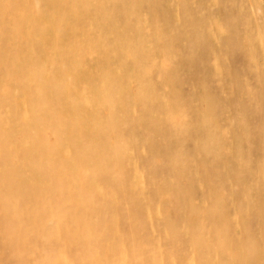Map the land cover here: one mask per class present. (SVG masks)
I'll return each mask as SVG.
<instances>
[{"label":"rangeland","instance_id":"1","mask_svg":"<svg viewBox=\"0 0 264 264\" xmlns=\"http://www.w3.org/2000/svg\"><path fill=\"white\" fill-rule=\"evenodd\" d=\"M126 1L136 5L135 12L126 14L122 0H98L85 7L74 0H12L15 7L11 9L6 6L8 0H0V70L15 59L16 77L24 76L25 70L59 75L66 87H61L64 92L59 102L49 103L50 110L66 118L83 112L71 118L72 124L79 121L76 141L80 149H66L64 156L73 162L74 172L68 170L71 177L65 182L70 186L80 177L89 187L88 210L93 204L98 209L91 213L104 210L101 217L109 225L98 236L101 249L97 256L82 253L73 257L71 253L85 239L70 230L62 232L60 247L69 253V264H264V0ZM20 9L30 25L40 18V37L16 31L9 24V17ZM50 11L66 13L67 20L77 21L79 36L71 35L73 27L68 26L60 40H54ZM105 35L114 36L110 49L100 54L98 47L83 52L80 43L92 38L99 46L97 40H104ZM135 35L142 42L134 40ZM123 43L134 46V59L126 57ZM3 73L0 91L8 87L1 80ZM105 78L116 86L99 88ZM12 93L18 102L16 112L29 123L24 102L28 95L18 87ZM67 96L76 102H66ZM0 107V121H13L9 99ZM178 118L183 127L175 125ZM115 145L119 159L114 156ZM24 146L26 151L28 143ZM33 175L39 174H28L29 179ZM42 175V191L57 206L65 189L53 176ZM77 211L70 210L64 218ZM67 224L75 228L69 219ZM27 231L29 244L38 239L30 224ZM107 233L112 239L108 240ZM131 233L135 246L129 239ZM199 238L202 249L196 247ZM41 244L37 242L34 252L26 251L19 264H38ZM3 263L11 262L0 259Z\"/></svg>","mask_w":264,"mask_h":264},{"label":"bare ground","instance_id":"2","mask_svg":"<svg viewBox=\"0 0 264 264\" xmlns=\"http://www.w3.org/2000/svg\"><path fill=\"white\" fill-rule=\"evenodd\" d=\"M47 1V0H46ZM50 1V0H49ZM60 1V0H59ZM65 1V0H64ZM75 3H78L82 7L86 5L96 4L98 0H74ZM135 1V0H134ZM160 1V0H159ZM183 1V0H182ZM181 1V2H182ZM252 1V0H251ZM35 2V1H34ZM63 2V1H61ZM102 2V1H101ZM108 2V0H107ZM131 2V1H130ZM171 2V1H170ZM223 2V1H222ZM113 3V2H112ZM140 3V2H138ZM159 3V2H158ZM161 3V2H160ZM52 4V3H51ZM77 4V6H78ZM100 4V3H99ZM102 4V3H101ZM114 4V3H113ZM116 4V3H115ZM122 7L124 8L126 14H129L131 11L135 12V4L131 5L126 1L125 3L122 0ZM155 4V3H154ZM171 4V3H170ZM169 4V5H170ZM183 4V3H182ZM193 4V3H192ZM61 5V4H60ZM59 5V6H60ZM140 5V4H139ZM145 5V3H144ZM158 5V4H157ZM156 5V6H157ZM225 5V4H224ZM223 5V6H224ZM254 5V4H252ZM9 9L14 8L12 0H8L7 5ZM51 6V5H50ZM56 6V5H55ZM110 6V5H109ZM132 6V7H131ZM143 6V5H141ZM149 6V5H148ZM255 6V5H254ZM53 7V6H51ZM61 7V6H60ZM113 7V6H112ZM121 7V8H122ZM154 7V6H153ZM159 7V6H158ZM69 8V7H68ZM114 8V7H113ZM135 8V9H134ZM184 8V7H183ZM62 9V8H61ZM80 9V8H79ZM107 9V8H106ZM141 9V8H140ZM160 9V8H158ZM157 9V10H158ZM215 9V8H214ZM225 9V8H224ZM81 10V9H80ZM95 10V9H93ZM120 10V9H119ZM123 10V9H122ZM139 10V9H138ZM196 10V9H195ZM222 10V9H221ZM253 10V9H252ZM45 11V10H44ZM61 11V10H60ZM70 11V10H69ZM142 11V10H141ZM146 12L148 10H145ZM171 11V10H170ZM224 11V10H223ZM51 12V11H50ZM67 12V11H66ZM81 12V11H80ZM101 12V11H100ZM153 13V11H149ZM196 12V11H195ZM202 12V11H201ZM214 12V11H213ZM221 12V11H220ZM251 12V11H250ZM40 17L42 14L40 9L38 11ZM54 20V40L58 42L60 40L63 33L66 31L68 26H72L73 30H70L71 35L74 37L79 36V23L77 21L67 20L66 13H56L51 12ZM78 13V12H77ZM98 13V11H97ZM123 13V12H122ZM157 13V12H156ZM155 13V14H156ZM162 13V12H161ZM160 13V14H161ZM235 13V12H234ZM88 14V13H87ZM90 14V13H89ZM94 14V13H93ZM124 13V15L126 16ZM134 14V13H133ZM140 14V13H139ZM154 14V15H155ZM173 14V13H172ZM198 14V13H197ZM201 14V13H200ZM226 14V13H225ZM251 14V13H250ZM256 14V13H255ZM254 14V15H255ZM101 15V14H100ZM118 15V14H117ZM123 15V14H122ZM135 15V14H134ZM149 15V14H148ZM164 15V14H163ZM170 15V14H169ZM83 16V15H82ZM103 16V15H102ZM129 16V15H128ZM133 16V15H132ZM136 16V15H135ZM207 16V15H206ZM251 16V15H250ZM27 14L21 9L18 14L13 15L12 18L9 17V24H12L16 31H28L29 35H33L35 37H40L41 34V22L40 18H37L34 23H26ZM108 17H112V15H108ZM138 17V16H137ZM135 17V18H137ZM151 17V16H150ZM172 17V16H171ZM192 17V16H191ZM202 17V16H201ZM209 17V16H208ZM91 18V17H90ZM123 18V17H122ZM183 18V16H182ZM134 19V17H133ZM138 19V18H137ZM222 19V18H221ZM81 20V19H80ZM162 20V19H161ZM191 20V19H190ZM116 21V20H115ZM160 21V20H158ZM174 21V20H173ZM225 21V20H224ZM240 21V20H239ZM106 22V21H105ZM203 22V21H202ZM212 22V21H211ZM226 22V21H225ZM160 23V22H159ZM183 22H181L182 24ZM194 23V22H193ZM50 24V23H49ZM156 24V23H155ZM191 24V23H190ZM189 24V26H190ZM5 24H3L4 26ZM45 25V24H44ZM115 25V24H114ZM145 25V24H144ZM185 25V24H184ZM195 24H193L194 26ZM47 26V25H46ZM129 26V25H128ZM139 26V24H138ZM137 26V27H138ZM161 26V25H160ZM183 26V24H182ZM192 26V24H191ZM109 27V26H108ZM117 27V26H116ZM126 27V26H124ZM134 27V26H133ZM132 27V28H133ZM144 27V26H143ZM147 27V26H146ZM145 27V28H146ZM184 27V26H183ZM200 27V26H199ZM198 27V28H199ZM204 27V25H203ZM241 27V26H240ZM111 28V27H110ZM128 28V27H127ZM131 28V31H132ZM139 28V27H138ZM188 28V26H187ZM197 28V29H198ZM201 28V27H200ZM109 29V28H108ZM195 29V28H194ZM238 29V28H237ZM7 30V29H6ZM177 30V29H176ZM190 30V29H189ZM192 30V29H191ZM190 30V31H191ZM196 30V29H195ZM202 30V29H201ZM240 30V29H239ZM5 31V30H4ZM43 31V30H42ZM90 31V30H89ZM193 31V30H192ZM191 31V32H192ZM204 31V30H203ZM127 32V31H126ZM134 32V31H132ZM187 32V31H186ZM185 32V33H186ZM194 32V31H193ZM244 32V31H243ZM104 33V32H103ZM147 33V32H146ZM176 33V32H175ZM196 33V32H195ZM85 34V33H84ZM92 34V33H91ZM113 34V33H112ZM122 34V33H121ZM130 34V33H129ZM143 34V33H142ZM169 34V33H168ZM187 34V33H186ZM191 34V33H190ZM203 34V33H202ZM264 34V33H262ZM69 35V34H68ZM126 35V34H125ZM150 35V34H149ZM192 35V34H191ZM243 35V34H242ZM113 36V35H112ZM134 36V35H133ZM138 36V35H137ZM135 35L134 40L137 39L138 42H142L143 39L138 38ZM175 36V35H174ZM173 36V37H174ZM195 36V35H194ZM247 36V35H246ZM256 36V35H255ZM105 39H98L99 46L96 44L94 39H87L85 42L80 43L82 46L83 52H88L92 49L98 50V53H104L107 48L110 49L109 44L114 41V36H104ZM124 37V36H122ZM152 37V36H151ZM178 37V36H177ZM181 37V36H180ZM188 37V36H187ZM79 37L75 38L78 40ZM85 38V37H84ZM112 38V40H111ZM131 38V37H130ZM145 38V37H144ZM192 38V37H190ZM196 36L194 37V39ZM247 38V37H246ZM125 39V38H124ZM146 39V38H145ZM166 39V37H165ZM193 39V40H194ZM257 39V37H256ZM255 39V40H256ZM5 40V39H4ZM129 40V39H128ZM151 40V39H150ZM171 39L167 40L170 41ZM192 40V39H191ZM192 40V42H193ZM7 41V40H6ZM5 41V42H6ZM131 41V40H130ZM182 41V40H181ZM124 42V41H123ZM146 42V41H145ZM73 43V42H72ZM76 43V42H75ZM119 43V42H118ZM147 43V42H146ZM152 44V43H151ZM150 44V45H151ZM184 44V43H183ZM194 44V43H193ZM77 45V44H76ZM116 45V44H115ZM180 45V44H179ZM124 51H128L126 53V57L133 58L135 52L132 51V46L126 43L121 44ZM134 47V46H133ZM146 47V46H145ZM153 47V46H152ZM246 47V46H245ZM58 48V46H57ZM80 48V47H79ZM121 48V49H122ZM181 48V47H180ZM145 49V48H144ZM155 49V48H154ZM73 50V49H72ZM119 50V49H118ZM186 50V49H184ZM183 50V51H184ZM115 51V50H114ZM73 52V51H72ZM94 52V51H93ZM110 52V51H109ZM140 52V51H139ZM162 52V51H161ZM92 53V52H91ZM111 53V52H110ZM109 53V54H110ZM119 53V51H118ZM144 53V52H143ZM186 53V52H185ZM52 55V53L50 52ZM116 54V53H115ZM157 54V53H156ZM106 55V54H105ZM119 55V54H118ZM151 55V54H150ZM153 55V54H152ZM170 55V54H169ZM12 56V55H11ZM109 56V55H108ZM162 56V54H161ZM178 56V55H177ZM176 56V57H177ZM85 55L82 56V58ZM112 57V55H111ZM214 57V56H212ZM13 58V57H12ZM61 58V56H60ZM110 58V56H109ZM145 58V57H144ZM165 58V57H163ZM59 59V55L57 56V60ZM123 59V58H122ZM138 59V58H137ZM168 59V58H167ZM173 59V58H172ZM121 60V59H120ZM127 60V58H126ZM130 60V59H129ZM165 60V59H164ZM184 60V59H183ZM102 61V60H101ZM128 61V60H127ZM135 61V60H134ZM153 61V60H152ZM189 61V60H188ZM60 62V61H58ZM96 62V61H95ZM123 62V61H122ZM126 62V61H125ZM136 62V61H135ZM134 62V63H135ZM140 62V61H139ZM162 62V61H161ZM164 62V61H163ZM172 62V61H171ZM186 62V61H185ZM252 62V61H251ZM124 63V62H123ZM129 63V62H128ZM133 63V62H132ZM166 63V62H165ZM216 63V62H215ZM104 64V63H103ZM106 64V63H105ZM125 64V63H124ZM152 64V62H151ZM171 64V63H170ZM188 66V63H186ZM108 65V64H107ZM111 65V64H110ZM121 65V64H120ZM128 65V64H127ZM134 65V64H131ZM142 65V64H141ZM162 65V64H161ZM164 65V64H163ZM167 66L169 64H166ZM175 65V64H174ZM99 66V65H98ZM143 66V65H142ZM178 66V65H177ZM181 66V65H180ZM216 66V65H215ZM136 67V66H135ZM151 67V65H150ZM111 68V67H110ZM121 68V67H120ZM138 67H136L137 69ZM218 68V67H217ZM18 70L17 60L12 59L9 61L8 65H4V71L1 80L8 84V87L5 91H0V104L3 106L4 101L9 99V102L14 109V118L13 121H9V123H2L0 121V259L10 261V264H19L23 261V254L27 251L29 253L37 250V242H41V249L43 250V254L40 257L38 264H69L70 255L65 249H62L61 244L63 243L62 232L70 233V231L77 237H83L84 241L80 242L75 248L74 253H71L73 257L76 255L79 257L82 253L94 254L97 256L101 243L97 242L98 236H103L104 232L108 230L109 223L104 220L101 216L102 213L105 214L104 210L98 212L97 210L93 213L91 211L94 208H97L96 205H92V207L88 210V192L89 187H87L86 183H83L78 177L77 181L70 186L65 182L68 177H71V173L68 171H73L71 168L72 161L71 159L65 158L64 155L67 153V148L80 149L77 144V135L79 127L78 122L72 124L71 118H79V112L72 115L71 118H66L64 115L61 117L54 115L53 112L49 108V103L53 101H58L57 99L63 96V90L66 87L65 82H62V79L59 75L53 76H45L43 74L38 75L33 73L31 70H25V75L20 77H16L15 70ZM62 69V67H61ZM101 69V68H100ZM111 68V72H112ZM141 69V68H140ZM139 69V70H140ZM152 69V68H151ZM157 69V67H156ZM185 69V68H184ZM0 70V71H2ZM158 70V69H157ZM216 70V69H215ZM131 71V70H130ZM142 71V70H141ZM36 72V71H35ZM158 72V71H157ZM162 72V71H161ZM167 72V71H166ZM139 73V72H138ZM143 73V72H142ZM141 73V74H142ZM170 73V72H169ZM96 74V73H95ZM114 74V73H113ZM119 74V73H118ZM131 74V73H130ZM163 74V73H162ZM8 76H13L11 78ZM94 76V73H93ZM99 76V75H98ZM97 76V77H98ZM103 76V75H102ZM105 76V75H104ZM138 76V75H137ZM157 76V75H156ZM165 76V75H164ZM167 76V75H166ZM68 77V76H67ZM70 77V76H69ZM127 77V76H126ZM129 77V76H128ZM152 77V76H151ZM79 78V77H78ZM95 78V77H93ZM92 78V79H93ZM104 78V77H103ZM111 78V77H110ZM156 78V77H155ZM166 78V77H165ZM97 79V78H96ZM113 79V78H112ZM116 79V78H115ZM124 79V78H123ZM132 79V78H131ZM142 79V78H141ZM140 79V80H141ZM145 79V78H144ZM177 78H174V80ZM180 79V78H179ZM72 80V79H71ZM82 80V79H81ZM80 80V81H81ZM90 80V78H89ZM148 80V79H146ZM68 81V80H67ZM79 81V82H80ZM84 81V80H83ZM86 81V80H85ZM93 81V80H91ZM108 84L105 85V82ZM130 82V80H128ZM149 81V80H148ZM177 81V80H176ZM175 83L177 84V82ZM9 82V83H7ZM77 82V81H76ZM125 82V81H124ZM133 82V81H132ZM153 82V81H152ZM151 82V85H152ZM160 82V81H159ZM135 83V82H134ZM145 83V82H144ZM70 84V83H69ZM93 84V83H92ZM136 84V83H135ZM139 83H137L138 85ZM150 84V83H149ZM90 85V84H89ZM134 85V84H133ZM156 85V84H154ZM153 85V86H154ZM158 85V84H157ZM211 85V84H210ZM74 86V85H73ZM83 86V85H82ZM109 86H116V82H111L105 78L104 82H101L100 87H104L106 89ZM139 86V85H138ZM144 86V85H143ZM147 86V85H146ZM152 86V87H153ZM14 87H18V89L25 96L24 102L26 103L27 109L29 111V115L31 120L29 123H25V121L19 117L18 110V102L17 99L14 98L12 89ZM63 88V92L61 90ZM81 87V86H80ZM160 87V86H159ZM9 88V89H8ZM98 88V87H97ZM138 88V87H137ZM184 88V87H183ZM186 88V87H185ZM159 89V88H158ZM161 89V87H160ZM77 90V89H76ZM137 90V89H136ZM147 90V89H145ZM93 91V90H92ZM152 91V90H151ZM189 91V90H188ZM14 92V90H13ZM72 92V91H71ZM83 93V92H82ZM154 93V92H153ZM182 93V92H181ZM188 93V92H187ZM73 96V95H72ZM85 96V95H84ZM115 96V95H114ZM189 96V95H188ZM114 99V98H113ZM61 100V99H60ZM83 99H79V101ZM154 100V99H153ZM70 102L73 104L76 102L75 97H66V102ZM189 101V100H188ZM59 102V101H58ZM62 102V101H60ZM133 102V101H132ZM3 103V104H2ZM82 103V102H80ZM85 103V102H84ZM114 103V101H113ZM67 104V103H66ZM115 106V105H114ZM171 106V105H170ZM188 106V105H187ZM135 107V106H134ZM75 108V107H74ZM171 108V107H170ZM96 109V108H95ZM2 107H0V111ZM6 110V109H5ZM26 110V109H25ZM133 110V109H132ZM189 110V109H188ZM22 111V110H20ZM119 111V109H118ZM134 111V110H133ZM28 113V112H27ZM133 113V112H132ZM2 113L0 112V118ZM58 114V113H57ZM22 115V114H21ZM133 115V114H132ZM81 116V115H80ZM120 116V115H119ZM23 117V116H22ZM89 117V116H88ZM123 117V116H122ZM136 117V116H135ZM175 117V116H174ZM96 118V117H95ZM124 118V117H123ZM168 118V117H167ZM192 118V117H191ZM4 119V118H3ZM71 119L69 122L68 120ZM97 119V118H96ZM146 119V118H145ZM5 120V119H4ZM101 120V119H100ZM135 120V119H133ZM167 120V119H166ZM181 119H177L175 125L180 127L183 125L180 124ZM90 122V121H89ZM169 122V121H168ZM87 123V122H86ZM182 123V122H181ZM194 123V122H193ZM82 124V123H81ZM188 124V123H187ZM206 124V123H205ZM95 127V126H94ZM93 129V128H92ZM95 129V128H94ZM99 130V129H98ZM166 130V129H165ZM170 130V129H169ZM183 130V129H182ZM192 130V128H191ZM167 131V130H166ZM95 132V131H94ZM131 132V131H130ZM17 134V135H16ZM114 134V133H113ZM185 134V133H184ZM98 135V132H97ZM128 135V134H127ZM126 135V136H127ZM189 136V135H188ZM80 138V135L78 136ZM186 137V136H184ZM103 138V137H101ZM100 139V138H98ZM97 139V140H98ZM138 139V138H137ZM179 139V138H178ZM149 140V139H148ZM172 140V138H171ZM185 140V139H184ZM119 141V140H118ZM132 141V140H131ZM28 143V147L25 144ZM163 142V141H162ZM175 142V141H174ZM180 142V141H179ZM124 143V142H123ZM158 143V142H157ZM169 143V142H168ZM182 143V142H181ZM88 144V143H86ZM99 144H101L99 142ZM118 144V143H117ZM186 144V142H185ZM112 145V144H111ZM120 145V143H119ZM126 145V144H125ZM167 145V144H166ZM174 145V144H172ZM191 145V144H190ZM189 145V147H191ZM89 145L88 147H90ZM94 146V145H93ZM108 146V145H107ZM144 146V145H142ZM208 146V144H207ZM95 147V146H94ZM100 147V146H99ZM103 147V146H102ZM101 147V148H102ZM118 146L115 145V151L118 153V157L116 153L114 154L116 159L120 158ZM173 147V146H172ZM29 148V149H28ZM93 148V147H92ZM104 148V147H103ZM125 148V147H124ZM175 148V147H173ZM96 149V148H93ZM113 149V148H112ZM128 149V148H126ZM139 149V148H138ZM145 149V148H144ZM108 150V149H107ZM78 151V150H77ZM110 151V150H109ZM124 151V150H123ZM156 151V150H155ZM179 151V150H178ZM25 152V153H21ZM111 152V151H110ZM129 152V151H128ZM21 153V154H20ZM177 154V153H176ZM109 155V154H108ZM113 155V154H112ZM181 156V153L179 152ZM177 156V155H176ZM181 158V157H180ZM111 160V159H110ZM114 160V159H112ZM108 161V160H107ZM128 161V160H127ZM115 163V162H113ZM165 163V162H164ZM163 163V164H164ZM145 165V164H144ZM115 166V164H114ZM125 166V165H124ZM169 166V165H168ZM102 167V166H101ZM146 167V166H145ZM158 167V166H156ZM104 168V167H103ZM116 168V166H115ZM161 168V167H160ZM126 169V168H125ZM169 169V168H168ZM108 170V169H107ZM124 171V170H123ZM163 171V170H162ZM167 171V170H166ZM102 172V171H101ZM39 174L38 176H34L33 179H29L28 174ZM112 173V172H111ZM159 173V172H158ZM42 174H49L53 176V180H57L62 184L65 189L64 196H62V201L58 203L57 206H54L51 202V199H48L45 193L42 191V182L44 181ZM107 174V173H105ZM109 175V174H108ZM115 175L120 176L121 172H117ZM110 176V175H109ZM114 179V178H113ZM115 180V179H114ZM119 181V180H118ZM111 182H113L111 180ZM114 184V183H113ZM212 185V184H211ZM113 189V188H112ZM123 190V189H121ZM193 191V190H192ZM186 192V191H185ZM211 192V191H210ZM215 192V191H214ZM108 193V192H107ZM114 193V192H113ZM192 193V192H191ZM109 194V193H108ZM116 194V193H115ZM114 194V195H115ZM107 195V194H106ZM55 196H58V192L55 193ZM198 196V195H197ZM117 198V197H116ZM126 198V197H125ZM124 198V199H125ZM131 198V197H130ZM214 198V197H213ZM132 199V198H131ZM198 199V198H197ZM116 200V199H115ZM118 200V198H117ZM132 201V200H131ZM191 201V199H190ZM126 202V201H125ZM194 202V201H193ZM84 203V204H83ZM192 203V202H191ZM115 205V204H114ZM192 205V204H191ZM82 206V207H81ZM116 207V206H115ZM125 207V206H124ZM82 208V209H80ZM77 209L76 213L69 215L64 218L67 214H69L70 210ZM98 209V208H97ZM124 209V208H123ZM125 210V209H124ZM126 212V211H125ZM138 217V216H137ZM134 220L136 216H133ZM75 223V228L70 229L67 220ZM90 221V222H89ZM136 221V220H135ZM51 222V224H47ZM123 222V220H122ZM46 223V224H45ZM30 224L32 229L35 231L33 233H38V239L34 242L32 241L29 244L28 236L29 232L27 231V225ZM45 224V225H44ZM105 228V229H104ZM70 230V231H69ZM130 230V229H129ZM171 230L174 232L175 228L171 227ZM110 232V231H109ZM108 232V233H109ZM106 236L109 239H112V236ZM132 234V233H131ZM129 236L131 243L135 246V242L133 241L136 237L134 234ZM61 243L59 242L61 240ZM138 239V238H137ZM69 239L68 241H70ZM74 240V239H73ZM140 241L144 242L142 238H139ZM125 241V239H124ZM196 243V247L200 246L203 248V243ZM65 242V241H64ZM144 245V244H143ZM95 247L96 251L91 248ZM78 249V250H76ZM33 256V255H32ZM25 261V260H24ZM93 260L91 262H95ZM26 262V261H25ZM34 263V262H33ZM4 264V263H3Z\"/></svg>","mask_w":264,"mask_h":264}]
</instances>
